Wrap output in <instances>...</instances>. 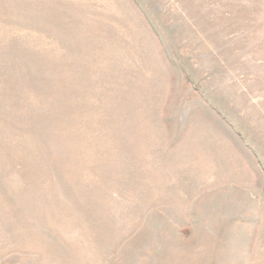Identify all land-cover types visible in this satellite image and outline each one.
Segmentation results:
<instances>
[{
  "label": "rangeland",
  "instance_id": "374dc122",
  "mask_svg": "<svg viewBox=\"0 0 264 264\" xmlns=\"http://www.w3.org/2000/svg\"><path fill=\"white\" fill-rule=\"evenodd\" d=\"M0 264H264V0H0Z\"/></svg>",
  "mask_w": 264,
  "mask_h": 264
}]
</instances>
